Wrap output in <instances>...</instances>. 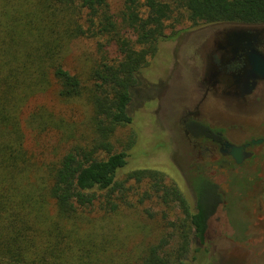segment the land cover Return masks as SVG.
<instances>
[{
  "label": "trees",
  "instance_id": "trees-1",
  "mask_svg": "<svg viewBox=\"0 0 264 264\" xmlns=\"http://www.w3.org/2000/svg\"><path fill=\"white\" fill-rule=\"evenodd\" d=\"M113 9L110 0H0V264H185L192 241L204 243V203L193 212L155 169L117 177L137 136L130 132L121 150L112 138L132 124L141 73L167 28L185 18L193 26L264 23V0H118ZM83 39L94 48L70 71L67 54ZM46 92L63 106L81 102L86 120L46 104L28 109ZM130 180L147 184L144 198L158 195L184 213L169 222L170 234L137 250L106 229L124 210Z\"/></svg>",
  "mask_w": 264,
  "mask_h": 264
},
{
  "label": "flooded vegetation",
  "instance_id": "flooded-vegetation-1",
  "mask_svg": "<svg viewBox=\"0 0 264 264\" xmlns=\"http://www.w3.org/2000/svg\"><path fill=\"white\" fill-rule=\"evenodd\" d=\"M235 25L193 35L209 62L193 64L177 126L193 151L192 210L209 214L204 242H251L264 264V23Z\"/></svg>",
  "mask_w": 264,
  "mask_h": 264
},
{
  "label": "rangeland",
  "instance_id": "rangeland-1",
  "mask_svg": "<svg viewBox=\"0 0 264 264\" xmlns=\"http://www.w3.org/2000/svg\"><path fill=\"white\" fill-rule=\"evenodd\" d=\"M110 1L113 10H117L118 0ZM223 25L193 26L185 18L180 23H175L173 28L169 27L165 30L167 36L160 42L150 65L141 73L142 84L146 85L145 89L137 90L129 106L132 124L120 127L112 138L115 149L121 150L129 140L130 132L135 130L137 136V144L129 149L125 168L117 174V177H123L124 172L134 168L161 171L164 175V183L177 186L190 204L191 210L192 198L187 179L191 172L193 151L182 141L177 119L183 107L190 106L192 100L190 92L193 64L196 61L200 65L209 62L207 53L204 50L200 51V46L206 44L205 38L196 40L193 35L206 33L207 29L211 31L222 28ZM94 44V41L89 39L74 42L67 54L66 67L73 71V66L79 61L80 55L92 51ZM197 50L198 57L195 60L192 56H196ZM54 93L36 95L29 102L28 109L37 104H46L77 123L86 120L87 112L81 102L74 101L71 105L63 106L58 103ZM54 142L56 139H51L50 143L54 144ZM30 143L28 141V147H31ZM64 148L66 149V146ZM62 152V149L56 151L57 155ZM53 156L54 153L49 154V158ZM125 188V202L122 204L124 210L120 208L121 211L112 214L111 219H107L110 221H107L106 227L113 233L115 231L114 238L125 243L121 244L124 249L127 247L129 250H137L143 244L154 243L160 237L171 233L170 221L177 217L178 223L184 218V213L178 205L165 204L155 194L144 198L146 183L139 184L130 180L125 184ZM251 245V242L235 245L224 241H212V239L199 244L193 240L184 262L185 264H250L252 262L255 264L256 258L251 249L248 250ZM132 254L136 256V252L133 251Z\"/></svg>",
  "mask_w": 264,
  "mask_h": 264
},
{
  "label": "water",
  "instance_id": "water-1",
  "mask_svg": "<svg viewBox=\"0 0 264 264\" xmlns=\"http://www.w3.org/2000/svg\"><path fill=\"white\" fill-rule=\"evenodd\" d=\"M224 24V23H223ZM224 27H229V26H238V25H235V24H224L223 25Z\"/></svg>",
  "mask_w": 264,
  "mask_h": 264
}]
</instances>
